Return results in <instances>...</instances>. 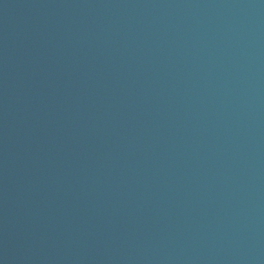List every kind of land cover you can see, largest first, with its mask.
Returning a JSON list of instances; mask_svg holds the SVG:
<instances>
[{"label": "water", "instance_id": "1", "mask_svg": "<svg viewBox=\"0 0 264 264\" xmlns=\"http://www.w3.org/2000/svg\"><path fill=\"white\" fill-rule=\"evenodd\" d=\"M203 113L230 264H264V0H168Z\"/></svg>", "mask_w": 264, "mask_h": 264}]
</instances>
